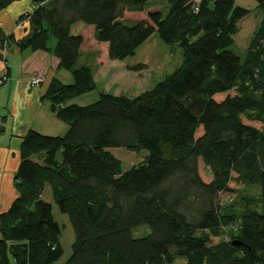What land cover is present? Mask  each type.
Listing matches in <instances>:
<instances>
[{
	"label": "trees",
	"instance_id": "16d2710c",
	"mask_svg": "<svg viewBox=\"0 0 264 264\" xmlns=\"http://www.w3.org/2000/svg\"><path fill=\"white\" fill-rule=\"evenodd\" d=\"M16 1L0 0V12ZM148 1L34 0L17 20L27 22L22 38L0 31L1 47L48 53L73 79H52L40 98L66 133L21 137L16 196L0 212V264L62 257L60 227L42 199L46 185L73 233L65 264H264V129L241 119L264 123V0H251L263 18L242 58L231 47L248 11L234 0H166V14L148 11L123 24L125 12H140ZM76 22L94 27L110 60L133 56L156 32L180 48L181 64L137 96L101 91L91 104L67 105L96 89L92 68L78 63ZM112 148L147 156L123 171ZM198 160L211 173L207 183ZM230 183L256 187L257 197L220 204ZM141 226L149 233L133 237Z\"/></svg>",
	"mask_w": 264,
	"mask_h": 264
},
{
	"label": "crops",
	"instance_id": "0c3cea01",
	"mask_svg": "<svg viewBox=\"0 0 264 264\" xmlns=\"http://www.w3.org/2000/svg\"><path fill=\"white\" fill-rule=\"evenodd\" d=\"M33 7L34 0H20L11 3L0 12V31L5 35L13 34L16 40L22 38L26 34L27 22L18 23L17 20L23 13L32 11ZM70 31L73 35H81L83 38L78 63L92 68L96 85L97 72L102 71L103 76L107 73L105 78L101 79L105 82H116L117 78L122 77L123 63L108 59V44L95 41L93 26L76 22L71 26ZM85 41L87 42L86 49L83 46ZM6 70L8 76L4 86L0 89V93L4 90L6 95L2 113L0 112L3 115H0V126L3 127V132L0 133V212L5 211L16 196L12 179L19 162L18 148L21 137L28 130L52 137L63 136L67 131L66 124L56 118L50 110V104L40 100L41 96L52 79L65 85L72 84L73 80L70 72L59 69L57 58L48 53L28 50L21 52L12 45L6 46L2 51L0 45V77ZM34 74L41 75L42 82L37 87H30L29 79ZM108 82H106L107 89L110 88ZM102 91L107 92L105 88ZM98 93L95 89L71 99L67 105L91 104L97 100ZM118 94L114 93V95ZM46 192V198L42 196V199L51 205L52 216L55 220L54 212L58 210L52 203L50 191L46 189Z\"/></svg>",
	"mask_w": 264,
	"mask_h": 264
},
{
	"label": "rangeland",
	"instance_id": "374dc122",
	"mask_svg": "<svg viewBox=\"0 0 264 264\" xmlns=\"http://www.w3.org/2000/svg\"><path fill=\"white\" fill-rule=\"evenodd\" d=\"M234 2L235 5H238L248 11L247 15L237 24L238 31L237 34L233 37L234 44L231 47V50L237 56L242 58L249 46L251 38L254 36V32L261 23L263 13L257 9L256 4L251 0H234ZM156 10H158L162 14H166L168 11L166 0H150L146 3L144 10L140 12H125L122 17V22L124 25L131 26L138 20L145 19L148 11ZM85 45H87L86 41L83 46ZM5 47L2 46V51H4ZM86 48L87 46L84 47V49ZM181 61L182 58L180 48L177 46H169L164 44L159 39L158 34L154 32L136 50L133 56L119 61L123 63V66H125V68L121 66L124 75L122 74V77H120V79L117 78L116 82L106 81L108 82L110 90L107 89L106 82L101 80L103 79V77L105 78V75L107 73L103 76L102 71L97 72L96 89L98 92H101L102 89L105 88L107 92H111V94H114L115 92H117V94L118 92H122V94L127 95L128 97H134L137 96L140 91L145 90L149 86L152 87L157 82L162 80L165 76L173 72V70L181 64ZM139 64H142L141 68L138 69V71L133 70V68ZM106 69L107 67L104 69L105 72ZM5 76L6 74L4 72L0 77L2 78L3 82H5L7 79L5 78ZM5 99L6 95L3 90V92L0 93V112L4 107L3 104L5 102ZM241 119L245 124H248L260 130L264 129V123L259 120H252L244 115L241 116ZM110 152L121 162V168L123 171L128 170L132 166L138 165L147 156V152L145 150L134 153L124 148H112L110 149ZM197 168L200 179L205 183L209 182L211 180V173L209 169H207L201 163L200 160H198ZM45 187L46 188H44L43 197L46 198V189H49L47 185ZM229 188L231 192H226L219 195L218 202L220 204L234 200L239 201L240 197L243 195H252L254 197H257V191L255 190L256 187L247 188L235 183H230ZM52 207L54 206L52 205ZM54 216L57 224L60 227V245L63 251L62 257L55 264H65L70 254V245L73 241V233L68 219L65 215H62L59 212H54ZM148 233L149 229L146 226H141L132 230V236L135 238L145 236ZM217 241V239H212V244H216ZM178 263L179 261L175 262V264Z\"/></svg>",
	"mask_w": 264,
	"mask_h": 264
},
{
	"label": "built area",
	"instance_id": "2783aa9c",
	"mask_svg": "<svg viewBox=\"0 0 264 264\" xmlns=\"http://www.w3.org/2000/svg\"><path fill=\"white\" fill-rule=\"evenodd\" d=\"M5 46H6V44H4V47ZM0 80H2V78H0ZM41 82H42V76L39 74H34L29 79L30 87H37Z\"/></svg>",
	"mask_w": 264,
	"mask_h": 264
},
{
	"label": "water",
	"instance_id": "95a60500",
	"mask_svg": "<svg viewBox=\"0 0 264 264\" xmlns=\"http://www.w3.org/2000/svg\"><path fill=\"white\" fill-rule=\"evenodd\" d=\"M233 245H238L239 243L237 241H232Z\"/></svg>",
	"mask_w": 264,
	"mask_h": 264
}]
</instances>
